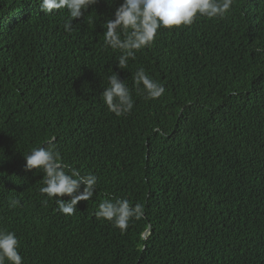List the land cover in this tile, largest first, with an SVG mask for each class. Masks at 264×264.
I'll list each match as a JSON object with an SVG mask.
<instances>
[{
    "label": "trees",
    "instance_id": "trees-1",
    "mask_svg": "<svg viewBox=\"0 0 264 264\" xmlns=\"http://www.w3.org/2000/svg\"><path fill=\"white\" fill-rule=\"evenodd\" d=\"M121 2L99 0L69 32L66 10L0 0V228L17 234L23 264H264V0L161 29L123 70L104 46ZM141 67L160 98L135 85ZM113 71L134 101L122 116L101 98ZM53 136L67 164L97 176L72 216L26 169ZM110 197L144 204L124 234L95 217Z\"/></svg>",
    "mask_w": 264,
    "mask_h": 264
},
{
    "label": "clouds",
    "instance_id": "clouds-1",
    "mask_svg": "<svg viewBox=\"0 0 264 264\" xmlns=\"http://www.w3.org/2000/svg\"><path fill=\"white\" fill-rule=\"evenodd\" d=\"M99 0H38L39 10L45 15L66 10L69 19L65 21L66 31H72V21L85 16ZM113 0H108L111 4ZM233 0H122L111 18L106 20L104 46L120 53L117 67L125 69L130 59H135L136 52L151 47L161 29L173 30L189 27L200 17L207 19L224 18L232 7ZM258 53L264 49L257 48ZM134 83L141 86L148 99H158L165 88L151 79L144 68H139L134 76ZM101 98L116 116L130 113L134 101L129 87L119 74L113 71L108 77V87L101 92ZM51 137L46 146H36L24 155L26 169H36L43 173V185L39 191L49 199H55L58 211L72 216L77 204L93 198L96 192L97 176L91 172L82 173L67 164L61 153L51 145ZM63 197H69L65 200ZM20 206L19 199L12 198L9 207ZM145 215L144 204H131L124 198H107L98 205L95 212L97 219L108 221L124 234L130 221L141 220ZM20 240L14 231L0 228V264H23L20 254Z\"/></svg>",
    "mask_w": 264,
    "mask_h": 264
},
{
    "label": "water",
    "instance_id": "water-1",
    "mask_svg": "<svg viewBox=\"0 0 264 264\" xmlns=\"http://www.w3.org/2000/svg\"><path fill=\"white\" fill-rule=\"evenodd\" d=\"M146 232H147V231H146ZM146 232H145V233H146Z\"/></svg>",
    "mask_w": 264,
    "mask_h": 264
}]
</instances>
